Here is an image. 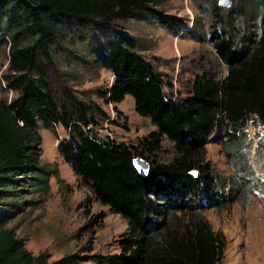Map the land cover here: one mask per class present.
Returning a JSON list of instances; mask_svg holds the SVG:
<instances>
[{
	"label": "trees",
	"instance_id": "obj_1",
	"mask_svg": "<svg viewBox=\"0 0 264 264\" xmlns=\"http://www.w3.org/2000/svg\"><path fill=\"white\" fill-rule=\"evenodd\" d=\"M158 1L0 0V18L9 32V39H0L8 48L1 79L15 93L8 100L0 97V264L43 263L41 255L28 251L4 225L21 209L6 199L9 187L29 175L45 189L48 176L56 173L39 161L38 121L65 127L66 135L55 143L57 152L95 200L126 220L118 251L101 256L105 264H222L223 235L210 228L202 210L232 199L245 207L251 189L240 190L255 174L244 124L248 119L264 124V11L258 14L257 33L249 37L237 35L232 18H227L241 4L228 7L221 26L212 25L205 37L224 72L196 74L188 92L174 98L164 92L161 72L137 51L135 37L115 22L139 10L168 29L185 27L180 17L156 9ZM76 26L99 33L92 61L112 74L97 95L113 103L119 114L114 103L130 94L135 112L154 126L136 144L98 135L90 125L104 110L78 99L65 82L56 87L50 83L49 69H55L50 47ZM184 31L201 38L190 27ZM162 137L176 153L157 162L151 155ZM209 140L220 143L232 168L233 180L226 188L202 162ZM263 151L264 137L259 136L255 161ZM135 155L149 162L145 174L135 168Z\"/></svg>",
	"mask_w": 264,
	"mask_h": 264
},
{
	"label": "rangeland",
	"instance_id": "obj_2",
	"mask_svg": "<svg viewBox=\"0 0 264 264\" xmlns=\"http://www.w3.org/2000/svg\"><path fill=\"white\" fill-rule=\"evenodd\" d=\"M217 1L159 0L154 5L156 9L183 20L185 27L179 30L163 27L155 18L139 10L115 20L117 28L135 37L137 51L161 72L167 95L174 98L185 95L192 78L204 70L224 72V64L205 37L212 25L221 26L228 7L241 4L240 11L227 16L232 18L237 35L252 37L257 33L258 14L264 11L263 3L229 0L225 5ZM4 27V19L0 18V39L7 40L9 32H5ZM189 27L202 39L184 33ZM98 35L76 26L57 36L50 47L55 67L49 69L50 83L56 87L65 82L78 99L93 101L104 110L105 115L98 116L96 124L90 125L98 135L136 144L154 126L147 117L135 112L130 94H124L114 103L119 114L112 110L113 103H106L97 95V90L108 86L112 78L107 68L92 61ZM7 61V41H0V97L8 100L15 93L6 89L1 79ZM244 129L251 138L248 156L255 171L246 187L240 188L246 192V188L251 187L245 195V207L240 200L232 199L220 200L218 205L202 210L210 228L223 235L222 264H264V151L254 160L255 143L259 136L264 137V124L248 119ZM36 130L40 135L39 161L46 162L56 173L48 176L45 189L37 186L29 175L20 177L9 187L6 199L21 209L4 225L13 230L28 251L41 255L42 264H72L68 263V256L76 261L73 264H105L101 256L118 251V238L125 230L126 220L95 200L88 186L80 182L57 152L55 143L66 135L65 127L60 123L44 126L38 121ZM203 149L202 162L209 164L221 178V186L226 188L233 180V171L220 143L209 140ZM175 153L171 141L162 137L160 146L151 156L157 162H165Z\"/></svg>",
	"mask_w": 264,
	"mask_h": 264
},
{
	"label": "water",
	"instance_id": "obj_3",
	"mask_svg": "<svg viewBox=\"0 0 264 264\" xmlns=\"http://www.w3.org/2000/svg\"><path fill=\"white\" fill-rule=\"evenodd\" d=\"M217 2H218V4L227 5L229 3V0H218ZM132 162L140 174L146 173L147 168L149 166V162L147 161V159H145L141 155H135L132 159Z\"/></svg>",
	"mask_w": 264,
	"mask_h": 264
}]
</instances>
